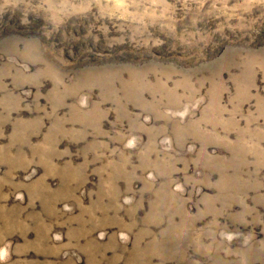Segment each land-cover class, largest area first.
Listing matches in <instances>:
<instances>
[{"label":"rangeland","instance_id":"obj_1","mask_svg":"<svg viewBox=\"0 0 264 264\" xmlns=\"http://www.w3.org/2000/svg\"><path fill=\"white\" fill-rule=\"evenodd\" d=\"M0 264H264V0H0Z\"/></svg>","mask_w":264,"mask_h":264}]
</instances>
